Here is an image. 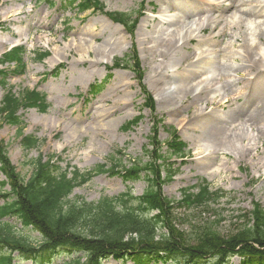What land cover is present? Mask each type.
<instances>
[{
    "label": "rangeland",
    "instance_id": "1",
    "mask_svg": "<svg viewBox=\"0 0 264 264\" xmlns=\"http://www.w3.org/2000/svg\"><path fill=\"white\" fill-rule=\"evenodd\" d=\"M250 1L215 0L201 7L194 0H100L104 13L137 18L130 37L104 13L78 12L71 0H0V56L15 46L24 48L23 71L9 75L6 88L16 96L36 90L49 106L44 113L18 112L21 134L38 139L37 147L29 151L20 144L17 128L0 121V142L10 163L26 179L38 159L53 163L60 158L56 165L63 171L92 173L90 181L73 189L67 203L77 198L95 203L126 193L139 197L146 188L144 180L124 182L111 173L148 160L145 149H150L152 120L127 59L134 50L142 83L156 99L158 141L168 142L176 132L186 146L181 156H169L161 170V177L164 172L172 174L161 187L163 196L177 203L183 190L203 182L214 194L205 207L175 206L178 228L196 222L211 225L222 235L234 233L243 226L239 218L251 211L253 203L264 208V75L254 66L256 48L251 47L255 45L233 43L235 37L253 38L264 52V16L250 18L256 22L251 30L242 21L243 13L264 9V0H257V5ZM230 3L240 12L232 16L231 9L216 21V12ZM188 7L189 19H185L183 10ZM209 13L212 18L207 22ZM177 26L184 29L170 35ZM211 50L216 53L207 52ZM42 53L47 56L38 60ZM205 61L213 67L198 65ZM258 62L262 68L264 64ZM4 68L9 72L13 67ZM192 70L195 73L186 80ZM207 76L216 80L202 83ZM254 79L256 92L250 93ZM92 86H98L95 96ZM201 89L207 93L198 94ZM213 91L227 92L226 102L220 103ZM4 93L0 87V100ZM136 118L140 121L127 128ZM208 145L212 148L206 154L196 153ZM165 152L163 147L160 153L167 157ZM134 205L127 200L117 209ZM9 223L16 235L38 244L37 233L22 229L15 220ZM239 262L234 257L230 264ZM13 263L31 264L20 257ZM105 264L123 263L109 260Z\"/></svg>",
    "mask_w": 264,
    "mask_h": 264
},
{
    "label": "trees",
    "instance_id": "2",
    "mask_svg": "<svg viewBox=\"0 0 264 264\" xmlns=\"http://www.w3.org/2000/svg\"><path fill=\"white\" fill-rule=\"evenodd\" d=\"M71 2L76 4L78 12L104 13L100 0ZM104 14L133 35L136 20L120 13ZM23 50L16 47L0 57V66L13 65L9 72L0 69L1 87L6 86L9 75L22 73ZM45 56L47 53L39 54L37 59ZM130 59L145 98L143 106L149 109L153 120L151 149L145 150L147 162L120 171L113 168L111 173L124 182L144 180L146 188L142 195L132 198L124 194L119 200L101 198L95 203L77 198L67 203L73 189L90 181L92 173L69 172V168L63 171L56 165L60 158L53 163L38 159L26 179L15 171L6 147L0 143V175L3 177L0 180V264H14L19 257L31 264H54L55 261L59 264H105L109 259L123 264H230L234 257L239 259V264H264V208L257 203L239 218L243 226L229 235L220 234L206 223L189 222L187 228H178L175 206L205 207L214 194L203 182L191 188L195 193L183 190L177 203L162 195L161 187L172 174L164 172L161 177V170L169 156L183 154L185 144L174 135L165 144L168 156L160 153V143L156 141V126L160 122L155 119L153 101L142 85L143 73L134 50ZM96 87H91L93 95L99 92ZM47 108L45 97L34 90L16 96L8 89L0 101V121L17 127L21 135L23 123L18 111L36 109L44 113ZM139 120L136 118L127 128ZM20 144L29 151L37 147L38 139L22 136ZM216 195L221 197L220 193ZM127 200L134 201V207L118 210L119 203L124 206ZM10 220H15L22 229L36 232L40 238L38 244H30L16 235Z\"/></svg>",
    "mask_w": 264,
    "mask_h": 264
},
{
    "label": "bare ground",
    "instance_id": "3",
    "mask_svg": "<svg viewBox=\"0 0 264 264\" xmlns=\"http://www.w3.org/2000/svg\"><path fill=\"white\" fill-rule=\"evenodd\" d=\"M194 1H197V2H199L198 4L201 6V7H205V6H207V4L210 2H212V1H215V0H194ZM251 2V4H255V5H257V0H251L250 1ZM264 3V2H263ZM199 6V7H200ZM243 6V5H242ZM223 8V7H222ZM233 10V12L231 13V15L233 16L234 15V13L235 12H240L238 9V7H233L232 6V4L230 3L228 6H226V7H224L223 9H219V11H217L216 13H217V15L218 16H216L215 17V19H216V21H221L224 17H225V13H227L228 11H230V10ZM190 10L191 9H189V7L187 8V9H185V10H183L184 11V16H185V19H189V13H190ZM243 15V20H242V18H239L240 20H242V21H245V22H247L248 23V25H249V30H251V28L253 27V25H255L256 24V22L255 21H253V20H250V18H253V19H260V17L263 15L264 16V9H262V10H260V11H257V10H252L251 12H249V13H243L242 14ZM211 18H212V13H209L208 15H206V21L207 22H210L211 21ZM163 20V19H162ZM234 20V18L232 19V21ZM238 20V19H237ZM233 23H235V21L233 22ZM184 29V26H181V27H179V26H177V28H175V30H173L171 33H170V35H172V36H175V35H178L179 34V32L180 31H182ZM118 30V29H117ZM114 32H115V30H114ZM117 32V31H116ZM157 32L155 31L154 32V34H156ZM158 34H159V32H158ZM215 37H218V36H212L211 38L213 39V38H215ZM211 39V40H212ZM192 40V39H191ZM233 43L235 44V43H240V44H251V45H255L254 47H251L252 49H255L256 48V51L254 52V56H257V61H255L254 62V66H255V68H257V70H260L259 71V74H261V75H264V65L263 66H261L262 68H258L257 67V64L259 63L258 61H261L263 64H264V52H263V50L262 49H260V48H258V47H256V44H260L259 42H256L255 41V39H253V38H249V39H246V38H244V39H241V40H239L238 38H236L235 37V39L233 40ZM166 54H170V52H171V50H166ZM206 52V51H205ZM207 52H210V53H216V51L215 50H211V51H207ZM200 53H204V51H201ZM249 59H253V58H249ZM200 64H205V65H210V67L212 66L213 67V64L210 62V61H205V62H200L198 65H200ZM261 64V63H260ZM203 66V65H202ZM201 68V67H200ZM201 70H203V68L201 69ZM192 73H195V71H190V72H188L186 75V80H190V78H191V76L193 75ZM207 77H209V76H207ZM213 80H216L215 78H213V79H210V77L209 78H206V79H203L202 80V83H209L210 81H213ZM256 79H254L253 80V84L252 85H250V87L248 88V90L250 89L251 91H250V93H255L256 92V88H257V86H256V84H255V81ZM261 81H262V79H260ZM220 90H221V88H220ZM222 91V90H221ZM224 92V91H223ZM207 93V89H201L199 92H198V94H202V95H205ZM229 93V92H228ZM256 94H254V96H255ZM213 96H218V97H220V103H225L226 102V99H227V97L229 96V94H227V92L225 93H220L219 91H216V92H214L213 91ZM155 101H156V99H155ZM98 118V117H97ZM212 147L211 146H207V147H205L204 149H201V148H198L197 150H196V153L197 154H199V155H201V156H203V154H206V152H208V151H210V149H211Z\"/></svg>",
    "mask_w": 264,
    "mask_h": 264
}]
</instances>
